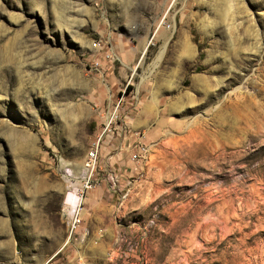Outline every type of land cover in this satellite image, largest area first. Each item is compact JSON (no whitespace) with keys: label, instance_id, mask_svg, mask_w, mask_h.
<instances>
[{"label":"rangeland","instance_id":"1","mask_svg":"<svg viewBox=\"0 0 264 264\" xmlns=\"http://www.w3.org/2000/svg\"><path fill=\"white\" fill-rule=\"evenodd\" d=\"M0 264H264V0H0Z\"/></svg>","mask_w":264,"mask_h":264},{"label":"built area","instance_id":"2","mask_svg":"<svg viewBox=\"0 0 264 264\" xmlns=\"http://www.w3.org/2000/svg\"><path fill=\"white\" fill-rule=\"evenodd\" d=\"M98 66L97 64L95 65ZM97 157V147H92L88 154L86 155V159L84 162V186L83 190L91 189L92 182V174L96 162ZM81 198L82 194L79 193L76 197L73 195V199L71 203L66 204L65 214L68 220V227L70 233H75L77 229L81 226L82 222V213H81Z\"/></svg>","mask_w":264,"mask_h":264},{"label":"bare ground","instance_id":"3","mask_svg":"<svg viewBox=\"0 0 264 264\" xmlns=\"http://www.w3.org/2000/svg\"><path fill=\"white\" fill-rule=\"evenodd\" d=\"M72 199H73V195H70L69 199H68V202L67 203H71L72 202Z\"/></svg>","mask_w":264,"mask_h":264}]
</instances>
